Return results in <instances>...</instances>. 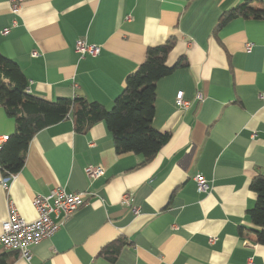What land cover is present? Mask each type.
I'll list each match as a JSON object with an SVG mask.
<instances>
[{
    "label": "crops",
    "instance_id": "obj_1",
    "mask_svg": "<svg viewBox=\"0 0 264 264\" xmlns=\"http://www.w3.org/2000/svg\"><path fill=\"white\" fill-rule=\"evenodd\" d=\"M243 1L23 0L14 14L10 0H0V53L20 66L36 98H83L110 111L148 49L170 38L167 65L182 57L188 64L157 84L153 127L170 139L150 162L118 155L103 123L77 132L71 116L36 134L8 190L0 167V235L10 203L32 222L36 197L57 188L84 193L57 232L31 247L29 262L1 245L0 255L10 264H264L249 214L251 183L264 176V0L251 4L261 18L219 27ZM81 40L100 54L82 57ZM179 93L187 109L177 107ZM15 130L0 105V137ZM90 166L104 176L87 177ZM197 175L209 192L198 190ZM125 194L138 214L122 204ZM119 241L114 263L101 256Z\"/></svg>",
    "mask_w": 264,
    "mask_h": 264
},
{
    "label": "trees",
    "instance_id": "obj_2",
    "mask_svg": "<svg viewBox=\"0 0 264 264\" xmlns=\"http://www.w3.org/2000/svg\"><path fill=\"white\" fill-rule=\"evenodd\" d=\"M252 3L253 0H247L225 12L219 27L236 18H261L262 13L254 10ZM175 43V38H170L165 44L148 49L144 62L128 76L110 111L83 98L48 102L30 95L20 66L0 53V105L16 124L14 134L0 148V167L7 184L24 167L29 144L36 134L71 116L76 131L81 133H87L98 123L105 124L118 155H141L144 163L153 160L170 139L168 133L162 134L153 127L157 84L188 65L183 57L173 67L167 65ZM250 187L256 194V205L249 211L253 232L256 243L264 245V176L256 177ZM121 246L120 241L107 246L101 256L114 263ZM0 264H10L7 253L0 255Z\"/></svg>",
    "mask_w": 264,
    "mask_h": 264
},
{
    "label": "built area",
    "instance_id": "obj_3",
    "mask_svg": "<svg viewBox=\"0 0 264 264\" xmlns=\"http://www.w3.org/2000/svg\"><path fill=\"white\" fill-rule=\"evenodd\" d=\"M10 3L13 13L16 14L20 11L23 0H10ZM14 24L16 25V22ZM8 33V29L2 32L3 35ZM248 48L250 49L251 45ZM75 51L82 57L86 55L96 57L100 54V47L89 45L86 41L81 40L76 43ZM37 55V53L33 54V56ZM263 96L261 95L262 98ZM204 101V95L197 93L194 103L200 105ZM176 105L179 108L187 109L191 103L185 100L183 93H179L176 97ZM7 141V136L0 137V148ZM85 174L89 178L97 179L104 176V170L101 167L90 166L85 169ZM195 180L200 192H209L211 187L204 177L197 175ZM3 184L8 190L9 183L7 184V181L3 179ZM83 203L84 193H68L64 188L54 189L48 196H38L34 199L33 204L37 212V218L32 222L25 221L14 204L10 203V217L2 224L0 245L5 251L19 253L20 257L29 262L31 260V247L40 244L56 233L63 220L78 210ZM122 204L130 207L133 213H139V208L133 204L132 197L129 194L123 196ZM215 240V238H212L211 242L213 243Z\"/></svg>",
    "mask_w": 264,
    "mask_h": 264
},
{
    "label": "rangeland",
    "instance_id": "obj_4",
    "mask_svg": "<svg viewBox=\"0 0 264 264\" xmlns=\"http://www.w3.org/2000/svg\"><path fill=\"white\" fill-rule=\"evenodd\" d=\"M243 3H244V1L241 4H243Z\"/></svg>",
    "mask_w": 264,
    "mask_h": 264
}]
</instances>
